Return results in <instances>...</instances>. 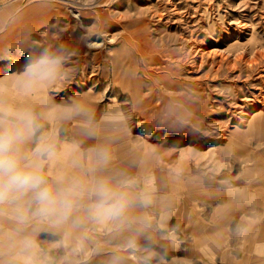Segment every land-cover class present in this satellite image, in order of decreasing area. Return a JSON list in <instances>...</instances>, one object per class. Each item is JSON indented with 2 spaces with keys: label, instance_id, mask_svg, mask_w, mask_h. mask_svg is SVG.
<instances>
[{
  "label": "rangeland",
  "instance_id": "rangeland-1",
  "mask_svg": "<svg viewBox=\"0 0 264 264\" xmlns=\"http://www.w3.org/2000/svg\"><path fill=\"white\" fill-rule=\"evenodd\" d=\"M62 45L74 53L65 64L67 76L21 95L18 77L27 58ZM260 52L264 0H0V89L6 98L37 113L87 104L101 128L98 138L85 134L84 115L53 118L59 126L53 119L52 126L45 122L46 129L70 141L120 138L124 123L135 172L151 158L156 161L161 145L172 151L189 146L187 165L204 174L231 150L264 143ZM174 158L179 165L180 156ZM102 237L108 240L95 231L94 246L80 247L78 256L64 255L62 264H77L76 257L79 264H106L105 251H92ZM149 244L144 240L142 246L155 258L147 264H206L180 253L157 256Z\"/></svg>",
  "mask_w": 264,
  "mask_h": 264
},
{
  "label": "clouds",
  "instance_id": "clouds-1",
  "mask_svg": "<svg viewBox=\"0 0 264 264\" xmlns=\"http://www.w3.org/2000/svg\"><path fill=\"white\" fill-rule=\"evenodd\" d=\"M72 55L62 45L29 56L18 77L19 93L32 95L66 77L65 64ZM81 115L88 117L85 134L98 138L101 128L93 123L87 104L37 113L31 106L10 102L0 89V264H52L38 240L41 232L62 234L61 242L50 248L66 247L76 238L74 251L81 247L77 233L102 232L108 240L97 242L92 251L107 250L106 264H127L129 259L147 264L155 255L139 243L153 227L154 217L146 212L154 202L151 178L139 188L127 173L111 170L114 156L107 146L89 149L90 164L74 158L71 166L78 171L73 174L52 171L57 145L43 134L42 121ZM5 221L11 226L5 228Z\"/></svg>",
  "mask_w": 264,
  "mask_h": 264
},
{
  "label": "crops",
  "instance_id": "crops-1",
  "mask_svg": "<svg viewBox=\"0 0 264 264\" xmlns=\"http://www.w3.org/2000/svg\"><path fill=\"white\" fill-rule=\"evenodd\" d=\"M58 120L53 119L57 126L62 119ZM45 122L52 126L51 120L42 121L43 134L57 145L58 158L51 166L54 173L58 169L68 174L77 172L71 166L74 158L90 164L87 159L89 149L107 146L114 156L111 170L127 173L139 188L144 186L145 178H151L154 202L146 212L154 217L153 227L140 239L141 246L144 240H149V249L156 251L157 256L162 252L173 256L180 253L191 261L206 264L209 261L242 264L250 258H258L260 264H264V143L231 150L224 162L217 158L219 164L204 174L187 165L184 156L188 152L182 148L187 151L189 146L172 151L161 145L156 161L151 158V164L135 172L130 132L124 123H120V138L105 140L103 137L93 144L92 141L85 144L82 136L70 141L46 129ZM175 156H180L179 165L175 164ZM3 226L8 228L11 225L5 221ZM94 232L87 236L83 232L76 234L82 248L88 249L90 243L94 246ZM62 239V234L50 232H41L38 236L52 258V264H62L64 255L68 258L79 254L74 251L76 238L68 241L66 247L50 248ZM102 241L105 242V238ZM102 251L105 252L101 257L107 261L109 252ZM76 258L79 264V258ZM129 262L127 264H136L135 260Z\"/></svg>",
  "mask_w": 264,
  "mask_h": 264
},
{
  "label": "bare ground",
  "instance_id": "bare-ground-1",
  "mask_svg": "<svg viewBox=\"0 0 264 264\" xmlns=\"http://www.w3.org/2000/svg\"><path fill=\"white\" fill-rule=\"evenodd\" d=\"M253 36H254V35H253ZM236 43H237V42H236ZM234 44H235V43H234ZM244 44H245V43H244ZM255 44H256V42H255ZM252 45H253V44H252ZM252 45H251V46H252ZM234 46H235V45H233V48H234ZM189 47H190V46H189ZM230 47H231V46H230ZM231 48H232V47H231ZM231 48H230V49H231ZM233 48H232V50L235 49V48H234V49H233ZM240 48H241V47H240ZM228 49H229V48H228ZM193 50H194V49H193ZM232 50H231V51H232ZM239 50H240V49H239ZM199 51H201V49H200ZM254 51H255V48H254ZM234 52H235V51H234ZM236 52H237V50H236ZM251 53H252V52H251ZM252 54H253V53H252ZM189 55H190V54H189ZM185 56H186V55H185ZM259 56H260V57H263V56H264V53H263V52H260L259 54H257V57H259ZM257 57H256V58H257ZM238 59H240V57H238ZM238 59H237V58L235 59V61H236V63L234 64L235 66H237V64H238ZM246 59H247V58H246ZM244 62H245V61H244ZM254 62H255V61H254ZM226 63H227V62H226ZM227 64H228V63H227ZM232 64H233V63H232ZM232 64H231V65H232ZM229 66H230V65H229ZM231 68H232V67H231ZM228 69H229V67H228ZM235 69H237V68H235ZM232 71H233V70H232ZM85 99H86V98H85ZM112 106H113V105H112ZM112 106H111V108H110V110H109V111H111V112H112ZM258 112H261V111H258ZM183 149H184V148H183ZM183 151H185V150H183ZM186 152H187V151H185V153H186ZM194 180H195V179H194ZM196 180H197V179H196ZM198 180H199V179H198ZM200 180H201V179H200ZM247 195H248V193H247ZM249 195H250V194H249ZM249 195H248V196H249Z\"/></svg>",
  "mask_w": 264,
  "mask_h": 264
}]
</instances>
